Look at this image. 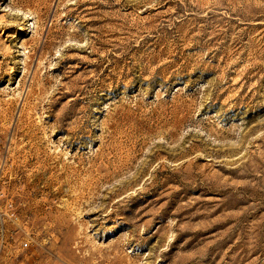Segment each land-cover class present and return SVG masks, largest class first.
<instances>
[{
	"label": "rangeland",
	"instance_id": "rangeland-1",
	"mask_svg": "<svg viewBox=\"0 0 264 264\" xmlns=\"http://www.w3.org/2000/svg\"><path fill=\"white\" fill-rule=\"evenodd\" d=\"M0 264H264V0H0Z\"/></svg>",
	"mask_w": 264,
	"mask_h": 264
}]
</instances>
